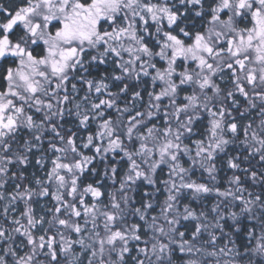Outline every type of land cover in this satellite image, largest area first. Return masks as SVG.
I'll list each match as a JSON object with an SVG mask.
<instances>
[{"label": "snow or ice", "instance_id": "6c2138e0", "mask_svg": "<svg viewBox=\"0 0 264 264\" xmlns=\"http://www.w3.org/2000/svg\"><path fill=\"white\" fill-rule=\"evenodd\" d=\"M0 264H264V0H0Z\"/></svg>", "mask_w": 264, "mask_h": 264}]
</instances>
